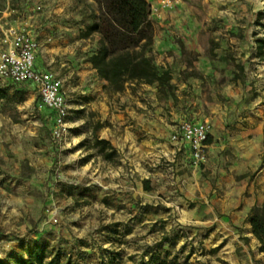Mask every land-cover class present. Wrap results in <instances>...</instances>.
Instances as JSON below:
<instances>
[{
  "label": "rangeland",
  "instance_id": "374dc122",
  "mask_svg": "<svg viewBox=\"0 0 264 264\" xmlns=\"http://www.w3.org/2000/svg\"><path fill=\"white\" fill-rule=\"evenodd\" d=\"M19 2L0 0V47L9 27L6 22L18 16ZM160 2L151 5L155 10L151 17L154 28L157 34L164 35L155 59L160 68L170 70L172 79L167 86L152 85L151 91H144L141 96L154 94L163 109L158 110V117H173L167 114L169 102L183 110L188 102L190 109L203 104L208 117L209 103L224 106L229 101V86L236 80L244 81L246 74L242 69L246 65L242 56L246 53L263 56L260 42L264 40V0H173L170 10H163ZM75 9V20L81 25L80 36L94 42L97 49L99 36L85 37L96 6L92 0H76ZM166 11L171 13L167 17ZM248 37L253 43L247 42ZM167 58H173L172 65L167 63ZM186 81L192 82L187 83L191 91L182 84ZM16 87H10L12 92L0 89L5 96L0 99V261L15 264L27 258L29 250L42 246L49 254H60L64 264H140L143 253L135 252L133 247L141 242L140 246L153 243H147V232L134 235L135 228L127 219L116 220L117 215H124L120 207H125V213L130 209L123 202L132 195L117 186L133 182L136 187L138 183L140 194L136 198H142L153 186L182 172L173 173L167 156L158 157L153 163L146 160L144 170L136 172L127 165L128 161L126 164L121 161L122 157L111 145L103 149L99 140L88 139L89 130L96 131L100 124L85 109H70L67 132L58 138L48 108L38 98L30 103L26 91H18ZM198 87L201 94L194 91ZM137 91H142V84L137 82L127 83L122 92H114L107 84L111 100H116L118 93ZM86 99L79 98L75 105L85 103ZM189 113L186 120L176 124L171 137L181 133L183 123L198 118ZM75 119L83 125L73 132L75 127L69 128L68 124ZM199 123L209 124L210 138L212 122L205 117L201 122L196 121ZM206 153L204 164L195 166L191 162V166L200 169L207 179L211 173L206 168L208 149ZM90 162L92 167H86ZM120 164L125 165L123 171H117ZM163 196H159L161 200H165ZM74 228L86 231L74 242L78 253H73V247L65 250L70 239L63 237V232H72ZM122 245L129 248V253L121 252ZM88 247L91 250L87 251ZM259 248L258 252L262 253ZM90 251L93 256L88 259L84 255Z\"/></svg>",
  "mask_w": 264,
  "mask_h": 264
},
{
  "label": "crops",
  "instance_id": "0c3cea01",
  "mask_svg": "<svg viewBox=\"0 0 264 264\" xmlns=\"http://www.w3.org/2000/svg\"><path fill=\"white\" fill-rule=\"evenodd\" d=\"M75 1L20 0L18 16L6 23L12 26L30 20L40 45L36 69L50 71L60 78L70 109H85L92 113L95 123L100 124L96 131L89 130L88 139L109 142L122 157L121 161L124 164L128 161L127 165L136 172L144 170L146 160L153 163L161 156L171 161L173 173L182 172L176 178L173 174L170 181L153 186L152 193L142 198H136L140 194L138 183L136 187L133 182L117 186L132 195L123 202L130 207L126 213L131 212L126 214L125 207H120L124 215H117L116 220L127 219L135 228L134 235L147 232V243H153L140 246L141 242L133 247L135 252L143 253L140 262L156 256L179 264H264V253L258 252L260 243L247 221L251 210L264 203V54L261 57L256 53L242 56L246 65L242 69L246 74L244 81L236 80L229 86V101L224 106L209 103L208 117L203 104L190 109V102L183 106L184 110L169 102L167 114L173 117H158V110L163 109L154 94L141 96L144 91H151V85L142 84V91L135 94L118 93L116 100H111L107 94L108 82L99 78L87 61L97 45L80 36ZM157 1L149 0L151 5ZM169 14L170 11L164 12L165 17ZM163 36L155 30L154 52L161 50ZM248 38L247 42L253 43ZM253 61L258 63L251 64ZM167 63L172 65L173 58H167ZM187 83L192 82H182L185 89L191 91ZM11 85L17 86L18 91H26L30 103L39 99L34 84H0V89L12 92ZM194 91L201 94L199 87ZM79 98L88 99L76 106ZM189 111L197 112L193 115L198 118L192 123L206 117L213 124L206 165L211 173L207 179L200 174V169L191 166L189 145L184 144L180 149L171 140L174 127L186 120ZM49 112L53 115L51 110ZM51 121L53 123V117ZM68 125L75 127L73 132H76L83 122L75 119ZM124 164H120L117 171H123ZM86 167H92L91 162ZM162 194L165 200L159 197ZM85 233L76 228L63 232V237L70 239L65 250L74 248L73 253H78L74 242ZM156 237L159 239L155 240ZM89 250L91 247L87 248ZM121 252L127 254L129 248L122 245ZM84 256L89 259L93 252Z\"/></svg>",
  "mask_w": 264,
  "mask_h": 264
},
{
  "label": "trees",
  "instance_id": "16d2710c",
  "mask_svg": "<svg viewBox=\"0 0 264 264\" xmlns=\"http://www.w3.org/2000/svg\"><path fill=\"white\" fill-rule=\"evenodd\" d=\"M97 9H93L92 24L87 27L85 37L99 36L96 51L89 58L99 78L108 82L114 92H122L129 82L147 85H169L172 77L168 70L160 68L155 59V28L151 18L149 0H92ZM264 54V40L260 44ZM5 96L0 92V99ZM211 142L209 138L208 143ZM102 148L109 145L99 141ZM110 157V156H109ZM148 189V188H147ZM247 221L252 233L260 243V252L264 253V203L255 206ZM0 264H10L0 261ZM15 264H64L60 254H49L42 246L28 251L27 258ZM70 264V263H68ZM140 264H179L151 256L148 262Z\"/></svg>",
  "mask_w": 264,
  "mask_h": 264
},
{
  "label": "built area",
  "instance_id": "2783aa9c",
  "mask_svg": "<svg viewBox=\"0 0 264 264\" xmlns=\"http://www.w3.org/2000/svg\"><path fill=\"white\" fill-rule=\"evenodd\" d=\"M162 9L173 8V0H161ZM151 6V14H154ZM151 15V17H152ZM161 14L159 13L158 16ZM0 47V84H34L42 106L53 113L54 135L63 137L67 132V119L70 107L66 94L63 92V81L50 71L38 70L35 67L39 43L34 37L29 19L17 25L9 26L2 39ZM180 134L173 135L172 141L180 149L188 144L192 162L199 166L206 162L208 149L209 124L185 122L181 125Z\"/></svg>",
  "mask_w": 264,
  "mask_h": 264
}]
</instances>
